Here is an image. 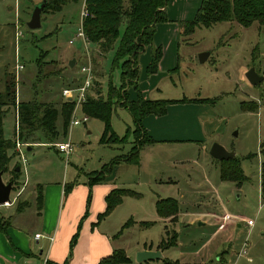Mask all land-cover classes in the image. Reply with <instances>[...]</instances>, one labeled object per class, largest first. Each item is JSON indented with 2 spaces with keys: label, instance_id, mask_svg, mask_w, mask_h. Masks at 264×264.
<instances>
[{
  "label": "rangeland",
  "instance_id": "374dc122",
  "mask_svg": "<svg viewBox=\"0 0 264 264\" xmlns=\"http://www.w3.org/2000/svg\"><path fill=\"white\" fill-rule=\"evenodd\" d=\"M40 1L0 0V116L3 134L12 140L16 105L35 100L52 103L60 109L62 89L76 87L70 81L73 76L81 78L80 67L88 61L91 60L94 72L95 60H101L91 95L107 98L109 86L119 90L121 85L124 59L116 61L115 55L119 39L112 49L97 55L95 45L84 44L87 41L78 36L83 0H70L60 11L41 14V26L29 29L26 23L34 5ZM17 30L19 36H16ZM182 36L177 64L162 71L158 79L144 78L145 74L148 76L144 66L139 61L137 64L138 80L146 83L150 99H187L173 103L177 106L172 108L167 105L164 114L169 119L166 121L168 135L178 140L146 144L140 150L141 156L144 154L142 163L153 170L149 176L141 174V179L151 184L130 187L144 196L127 197L125 204L113 213L108 228L116 233L125 224L117 243L119 247L124 245L130 261L122 264H264V197L260 192V167L264 162V78L256 85L246 78L250 68L264 76V26L253 23L244 27L232 20L209 28L196 27L192 33ZM202 52L209 53L203 62L199 61ZM16 59L23 65L17 75ZM73 59L74 66L69 67ZM12 81L14 94L6 97V85ZM134 91L133 86H127L128 95ZM195 99L206 100L192 101ZM75 117L77 120L84 117L81 108L76 110ZM87 118L73 127L69 120L65 133L58 119L60 134L53 143L70 142L69 157L52 145L26 149L27 175L16 178L19 185L10 195L13 203L0 205L1 223L8 222L5 221L8 217L9 226L19 228L16 225L20 224L21 217H16L17 203L26 201L27 197L25 191L20 195L17 192L24 187L25 178L28 180L26 192L33 201L38 183L60 182L64 176L69 181L76 173L80 176L83 171L99 170L100 163L106 164L130 151L135 140L134 125L126 108L115 103L110 117L111 130L118 137H124L123 142L101 143L103 122ZM36 135L45 140L41 131ZM213 143L235 152L244 178L240 185L234 180H221V164L208 154ZM11 152L8 170L2 175L5 182L12 178L13 166L20 165L14 146L8 151ZM158 171L163 182L159 187L152 180ZM209 177L214 190L206 182ZM159 197L173 198L181 202L182 213H191L182 216L178 224L167 217L170 221L166 234L165 223L161 221L150 226L135 223V219L149 217L152 199ZM210 208L214 209L211 216ZM152 214L155 215L154 211ZM224 214L232 218L224 221ZM249 219L253 221L251 226L246 224ZM27 226L20 229L33 239L35 222ZM173 233L177 234L174 245L169 238ZM0 236L6 239V232L0 230ZM162 238L169 245L164 249V260L139 262L136 259L144 244L155 247ZM72 254L69 252L68 257Z\"/></svg>",
  "mask_w": 264,
  "mask_h": 264
},
{
  "label": "trees",
  "instance_id": "16d2710c",
  "mask_svg": "<svg viewBox=\"0 0 264 264\" xmlns=\"http://www.w3.org/2000/svg\"><path fill=\"white\" fill-rule=\"evenodd\" d=\"M67 1L70 0H47L42 14L60 11ZM167 3L168 0H85L87 16L82 21V31L86 41L95 45L97 55H103L112 49L116 40L119 39L115 53L116 61L124 60L121 64L120 88L117 90L109 86L107 98L90 94L97 78V67L99 66L97 59L95 60L93 83L86 93V99L81 106V110L84 115L101 119L103 122L104 128L100 138L101 143H119L123 142L125 138L118 137L110 127V117L113 106L116 103L118 106L126 108L131 115L135 137L134 145L130 151L104 164L100 171L93 173L96 176L109 173L112 167L119 161L137 164L139 162L140 149L144 145L154 142L151 136L147 135L142 125L143 118L148 115L162 116L166 112L167 105L187 100L186 98L181 100L146 99L142 96L137 84L139 76V67L137 66L138 56L145 47L151 44L154 25L166 20L163 9ZM232 20L244 27H249L253 23H257L263 27L264 0H201L193 19L182 22V34H190L196 27L209 28L216 23L230 22ZM161 57L162 52L159 47L152 51L151 60L145 68L148 75L158 71ZM101 75L99 72L98 77L100 78ZM70 82L73 85L76 84L72 82V79ZM127 86H133L137 91V98L135 100H128ZM10 94H14L13 81L6 85V97L10 96ZM205 100L195 99L192 101ZM73 107L74 101L69 99H63L60 109L52 103L37 102L35 100L21 101L18 104L20 139L25 143H30V147L31 144L35 143L55 142L60 134L59 125H57L58 119L60 118L61 131L65 133L69 126ZM2 126L1 123L0 171L3 174L8 170L9 162L13 157V152L9 154L8 151L13 148L14 142L12 139L4 136ZM38 131L43 133L44 141L36 135ZM217 161L221 164V180H234L240 185L244 178H241L242 173L239 159L234 156L226 160ZM17 167L18 170L16 169ZM19 167V164L16 163L11 169L13 176L9 181L13 184V190H17L15 188L19 185L16 179L20 175L21 170ZM260 192L261 196L264 197V162H262L260 167ZM138 195V193L125 188L113 189L106 196V209L98 216V219L100 220L109 214L121 203L123 197ZM17 204L18 211H21L28 205L27 202L21 201ZM155 206L159 217H172L174 219L178 213V204L173 198L159 199L156 201ZM4 225L5 223L0 222V229H4ZM76 236L77 233L71 238L70 252H72ZM169 238L171 240L170 243L174 245L177 240V234L173 233ZM165 242L162 239L158 248H168L167 246L169 245H165ZM68 258L64 264L68 263ZM129 261L123 250H115L111 255L102 259V262L105 264H122ZM175 264L179 263L175 262Z\"/></svg>",
  "mask_w": 264,
  "mask_h": 264
},
{
  "label": "crops",
  "instance_id": "0c3cea01",
  "mask_svg": "<svg viewBox=\"0 0 264 264\" xmlns=\"http://www.w3.org/2000/svg\"><path fill=\"white\" fill-rule=\"evenodd\" d=\"M200 3L201 0H168L167 5L163 9L166 20L154 25L152 42L145 47L137 59L146 71L145 68L151 60L152 51L158 47L162 51L158 71L150 75L147 74L148 76L145 74L144 78L150 77L152 79L156 77L158 79L162 71L168 70L177 64L179 60V56L177 55L179 40L183 37L182 22L193 19ZM84 44H88V42H84ZM100 63L101 60L97 59V64ZM79 80V77H72V82L76 83L74 84L76 86H78ZM137 84L142 96L150 99L146 83L139 82L138 80ZM136 98L137 91L136 93L134 91L128 95L129 101L135 100ZM172 106L177 105H168L169 108H172ZM165 117L164 115H148L143 118L142 125L145 131L154 140V142L149 144L178 140V138H173L168 135L170 129L167 127L166 121H169V119ZM41 144L51 145L50 143L43 142L35 143L31 144L30 149L27 151L32 150L33 146ZM145 146L147 145H144L140 150L142 151ZM143 157L144 154L141 156V152L139 151V162L137 164L119 161L112 167L109 173L100 176H96L93 173L100 171L103 163H100L99 170L83 171L80 176L76 173L72 175L69 181L64 176L60 182L38 183L34 187L36 196L33 201L29 198L28 192H26L28 180L25 178L23 182L24 187H21L18 191L21 194L25 191L24 195H26L27 200L21 202H27L28 205L21 211L17 210L18 215L16 216L15 214L13 216L17 218L21 217L20 224L16 225L19 228L9 226L10 219L7 217L5 221L8 222H4V229H0L6 232V239L0 236V264H64L70 252L71 238L76 233L78 237L72 247L73 254L71 258H68L67 264H105L102 262V259L111 255L115 250H123L129 258L126 249L123 247L124 245L119 247L117 243V239L123 232V226L125 224L116 233L108 227L113 213H116L117 209L125 204L127 197L140 198L144 196L140 192L130 189V187L135 185L141 187L150 186L151 183H147V181L141 179V174L145 173L148 175L150 171H153L151 167H145L142 163ZM27 166L23 171L21 170L20 177L27 175ZM135 173L137 174L135 175ZM160 173H158V176L154 174L152 177L154 184L158 187L163 185ZM204 177L205 179L208 178L206 175ZM169 182L173 183L172 180H169ZM206 182L211 189L213 185L210 177L209 181L206 180ZM116 188L129 189L139 195L123 197L120 204L99 220L98 216L106 209V196ZM159 199L163 198L152 199L153 210L149 211V217L135 219V223L140 222L142 225L150 226L157 221H161L165 223V232L170 219L158 216L155 203ZM177 204V219L174 220L171 218L175 224L181 222L182 216L191 214L187 212L182 213L184 211H181V202L177 201ZM27 210L28 213L25 214ZM153 211L155 215L152 214ZM213 212L214 209L210 208L209 216ZM26 221L28 223H23ZM32 221L36 225L33 231V239L29 234L20 229L24 226L28 227L27 225L30 226L33 223ZM21 223L24 225H21ZM35 234H39L40 237L36 239L34 237ZM160 242L155 247H152L151 244L149 246L144 244L140 250H159L162 254L161 258L163 259L165 258L163 257L164 249L158 248Z\"/></svg>",
  "mask_w": 264,
  "mask_h": 264
},
{
  "label": "built area",
  "instance_id": "2783aa9c",
  "mask_svg": "<svg viewBox=\"0 0 264 264\" xmlns=\"http://www.w3.org/2000/svg\"><path fill=\"white\" fill-rule=\"evenodd\" d=\"M87 16V10L85 8V0H83V6H82V10L80 12V30L78 33V36L83 40L86 41L85 36L83 34L82 31V21L84 19V17ZM18 29V27H16ZM20 32L17 30L16 32V36H19ZM71 42V41H70ZM89 60V59H88ZM15 73L16 75L19 73V71H21L23 69V65L21 63H19L16 60L15 63ZM80 72L82 74L80 80H79V85L73 88H69V87H65L62 89L61 91V95L63 97V99H69L74 101V107H73V112L71 113V121H70V127L79 125L80 123H84L85 121H87V116L84 115V117L81 120H77L75 117L76 114V110L78 108H80L82 106V104L85 102L86 99V93L89 90V88L91 87L92 83H93V78H94V74H93V66L91 64V60L88 61L85 65H82L80 67ZM19 131H20V119H19V113H18V104L15 107V115H14V128H13V135H14V147L16 150V153L19 157L20 160V170H24L25 167L28 164L27 158L25 156V151L27 149V146L29 144L23 142L20 137H19ZM52 146H54L56 148V150H58L59 152L63 153L66 157H69V155L72 152V146L70 144V142H59V143H53L51 144ZM22 168V169H21ZM20 194V191L17 192V195ZM13 202L11 200L10 203H5L4 205H11ZM232 218V216L230 214H224L222 219L224 221L230 220ZM246 224L248 226H251L253 224L252 220H247ZM36 239H38L40 237L39 234H35L34 236ZM243 254H246V251H243Z\"/></svg>",
  "mask_w": 264,
  "mask_h": 264
},
{
  "label": "water",
  "instance_id": "95a60500",
  "mask_svg": "<svg viewBox=\"0 0 264 264\" xmlns=\"http://www.w3.org/2000/svg\"><path fill=\"white\" fill-rule=\"evenodd\" d=\"M47 0H41L39 3L35 4L33 10L31 11L30 18L27 21L26 25L29 29H36L41 26V14L42 10L46 4ZM208 52H202L199 54V61L203 62L206 60ZM75 60H70L68 63L69 67H73ZM246 78L252 85L258 84L263 78V75H259L255 72L254 68H250L246 73ZM30 149V146H27V150ZM208 154L216 160H226L235 156L233 150H227L224 146L219 143H213L209 150ZM18 170V167L16 168ZM0 171V205L11 202V192L13 191V184L11 181L5 182ZM162 254L159 250H141L137 252L136 259L141 261H150L160 259Z\"/></svg>",
  "mask_w": 264,
  "mask_h": 264
}]
</instances>
